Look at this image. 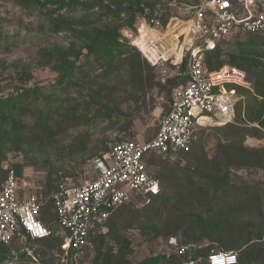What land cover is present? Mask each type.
<instances>
[{
  "label": "rangeland",
  "instance_id": "obj_1",
  "mask_svg": "<svg viewBox=\"0 0 264 264\" xmlns=\"http://www.w3.org/2000/svg\"><path fill=\"white\" fill-rule=\"evenodd\" d=\"M21 1L50 0H0V98H14L35 87L41 88L42 95L38 101L23 100L19 110H12L11 121L23 125L16 139L10 124L0 134V185L13 171L21 188L48 196L61 184L76 186L94 178L92 161L108 147L152 138L184 70L183 65L174 68L169 63L152 67L130 45L141 18L132 11L134 6L130 15L104 18L102 27L110 25L119 35L120 54L112 64L82 57L75 61L81 70L74 68L72 84L59 87L57 65L63 60L72 62V53L83 51L81 44L67 32H50L46 23L50 13L56 12L54 6L23 7ZM63 1L78 5L57 10L55 15L88 21L87 30L100 25L97 21L106 6L117 9L121 3L124 9L128 5L125 0ZM140 2L153 5L166 24L171 17H182L184 7L195 0ZM257 5L264 8V0H257ZM252 40L256 49L248 57L255 65L246 64L244 69L251 91L237 104L233 124L208 128L187 155L153 157L147 165L159 184L156 196L134 198L118 209L92 247L78 255L61 251L64 234L48 209L42 216L50 238L37 244L14 243L11 252L0 255V264H176L175 251L165 245L169 236L202 245L197 250L202 257L209 249L227 246L239 256L247 247L245 253L252 252L261 260L254 264H264V253L260 258L258 251H264V127L257 121L258 113L264 115V111L261 97L252 98L256 91H264V57L258 54H264V43L238 33L220 41L217 48L219 59L231 65L229 55L237 51L238 44ZM177 72L182 75L176 76ZM40 127L47 138L40 134ZM218 220L222 221L218 233L202 229L204 222Z\"/></svg>",
  "mask_w": 264,
  "mask_h": 264
},
{
  "label": "built area",
  "instance_id": "obj_2",
  "mask_svg": "<svg viewBox=\"0 0 264 264\" xmlns=\"http://www.w3.org/2000/svg\"><path fill=\"white\" fill-rule=\"evenodd\" d=\"M183 11L166 24L157 11L151 18L141 17L130 42L152 67L169 63L175 68L184 62L185 82L172 90L154 136L108 147L92 161L94 178L76 186L61 184L48 196L21 188L10 171L0 185L1 245L12 249L16 242L49 238L51 231L40 218L50 207L64 234L61 251L83 254L118 209L134 198L149 200L158 194V181L147 170L150 156L174 159L190 152L208 128L233 124L237 104L244 99L238 90L251 91L246 72L229 65L208 70L203 53L238 33L264 42V8L257 0H195ZM165 245L180 264L238 263L233 251L210 249L203 257L196 255L202 245L177 236L167 237Z\"/></svg>",
  "mask_w": 264,
  "mask_h": 264
},
{
  "label": "trees",
  "instance_id": "obj_3",
  "mask_svg": "<svg viewBox=\"0 0 264 264\" xmlns=\"http://www.w3.org/2000/svg\"><path fill=\"white\" fill-rule=\"evenodd\" d=\"M125 2L128 5L124 9L121 8V6H122L121 3H119V7L117 9L111 8V7L109 8L108 6H106V7L104 6L106 8L105 13L102 14L99 17V21H97V24H98V22H101L100 25H91L90 30H87L89 27L85 26V24L88 21H81V19L74 20V18L70 19V18H67L66 15L60 14V13L55 15L57 10L59 12L61 10H65V9H69V10L75 9L72 7H77V5H78L77 1L50 0V1H46V2L42 1V3L37 2L34 4L25 3L24 1H21V3H19V5H22L23 7H32V6H37V5H38V7L39 6L46 7L47 5L54 6L56 8V9H54V11H56V12H55V14L50 13V15H49L50 18L47 17V23H46V26H48V28L50 29V32H52L53 34H60V33L67 32L68 36L72 40L81 44V48L83 49V51L80 50V51L74 52V54L72 53V56H73L72 62L63 60L62 63L57 65L55 71L58 72V70H59V72H60V77H59V81L57 83V86L65 88V87H69L72 84L70 80L73 76V72H75V70L76 71L79 70L77 72H80V70H81V69L76 68L77 66H81V65H77L75 67V63H76L75 61H78L82 57L88 56L91 58H95V60H99V61H101V63L104 61V64H106L107 66H110L112 64L111 63L112 59L116 58L117 53L120 54V51H119L120 50V44H119L120 42H119L118 32L115 28L111 27L110 25H104V27H102L104 24L103 23L104 18H107L108 16H113V15L118 18L123 13H127L128 15H130V13H131L130 8L134 9V6H135V10H132V11L137 12L139 14V17L151 18L154 15V12L156 11L155 8L153 7V5L149 6L145 2L141 3L140 0H125ZM81 18L83 19V16ZM132 18H134V17H132ZM160 18H161V16H160ZM132 22H133V20L130 18V21L128 22L129 25H131ZM248 35L254 37V35H251V34H248ZM255 43L256 42H254L252 40V41H247L244 44H238L237 51L235 53H232L229 55L228 61L231 64L229 66L237 67V68H240L242 70L245 69L246 64L249 66H254L255 62L251 59V57H248V56L251 55L252 53H254L253 51H255V49H256V47H254ZM262 43H264V42L262 41ZM217 45L213 50H208V51H205L203 53L204 64L208 70L218 69L225 64V63H223V61H221L219 59L220 51L218 50ZM258 54H259V56L264 57V54L262 52L258 53ZM50 56H51V54L49 55V57ZM182 65H183L182 69L184 70V63ZM72 67H73V69H72ZM74 68H75V70H74ZM139 72H137V73H139ZM246 75H247V73H246ZM184 80H185V77H182L181 83H183ZM253 90H254V88H253ZM40 91H41V88L35 87V88H32L31 90H27V91L24 90L23 92L17 94L14 98L13 97L5 98V99L0 98V134L3 133V131L5 129V125L10 124V127H11L10 130L13 133L14 139L17 138V137H15V135H17V136L20 135L18 131L23 127V125H21L20 123H18L15 120L11 121V116L13 113L12 110H14V109L19 110L21 108V102L23 100H29V99L34 100V101L40 100V98H41L40 96L42 95ZM247 91L248 90H243V89L238 90V92L242 95H244V93L245 94L248 93ZM256 92L257 93L256 94L254 93L255 95H253L255 97H252V98H254V100L257 97L264 98V91L262 94L259 91H256ZM259 102H260V105L262 106V109L264 111L263 102L260 100H259ZM257 121L262 127H264V115H261L260 113H258ZM227 125H231V124H227ZM39 131L41 132L40 134H42V136H45V138H47L49 136V135H47V137H46L45 130L42 127H40ZM203 134H204V132L201 133L200 138L203 136ZM15 143H17V146L20 145V142L18 140H16ZM190 152L186 153L185 155L189 154ZM182 155H184V154H182ZM153 157H155V156H150L147 160V163L150 162ZM147 170H148V165H147ZM148 173H149V171H148ZM181 179L186 180L185 177L181 178ZM48 208H49L50 213H52L51 208L50 207H48ZM44 214H45V212L42 215H44ZM42 215H41L40 220L45 225L46 219ZM218 221H220V222H214V223L204 222L202 229L206 232L211 231V232L218 233L220 231L217 229L218 225H220L222 222L221 220H218ZM177 229H180V228H177ZM49 238H47L45 240H48ZM188 239H190V238H188ZM45 240H43V241H45ZM43 241H36V242H34V244L41 243ZM250 242H251V240L247 241L246 243H244L243 246L248 245ZM227 247L230 248V246H227ZM231 247H232V245H231ZM254 247L255 246H253L252 249H254ZM228 248L223 249V250L234 252V249H228ZM246 248L247 247H244L242 253L239 256L237 255V257H238V263L237 264H254V263H256V261L258 263H260L261 260L260 259L257 260L258 255L255 254V256H254V253H252V252L251 253H249V252L245 253L244 252L245 250H247ZM11 250L12 249H10L9 247L0 244V255H2V254L6 255L9 252H11ZM258 251H259V257L262 258L261 255H262V253H264V251H262V252L260 250H258ZM195 254L197 255V251ZM252 256H254L253 259H252ZM173 259L176 261V264H180L179 257L176 256V257H173ZM139 264H149V263L146 262V263H139Z\"/></svg>",
  "mask_w": 264,
  "mask_h": 264
},
{
  "label": "crops",
  "instance_id": "obj_4",
  "mask_svg": "<svg viewBox=\"0 0 264 264\" xmlns=\"http://www.w3.org/2000/svg\"><path fill=\"white\" fill-rule=\"evenodd\" d=\"M188 240H190V239H188ZM209 250H207V253L209 252ZM214 250H223V249H214ZM195 251H197V250H195ZM223 251H225V250H223Z\"/></svg>",
  "mask_w": 264,
  "mask_h": 264
}]
</instances>
